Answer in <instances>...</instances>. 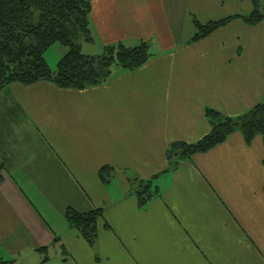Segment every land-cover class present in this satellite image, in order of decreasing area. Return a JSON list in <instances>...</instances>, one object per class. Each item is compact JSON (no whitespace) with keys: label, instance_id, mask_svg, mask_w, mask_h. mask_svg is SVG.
I'll list each match as a JSON object with an SVG mask.
<instances>
[{"label":"crops","instance_id":"obj_1","mask_svg":"<svg viewBox=\"0 0 264 264\" xmlns=\"http://www.w3.org/2000/svg\"><path fill=\"white\" fill-rule=\"evenodd\" d=\"M241 3L252 11L248 0H94L91 43L146 41L144 66L83 90L40 81L0 93V259L264 264L263 137L236 132L174 169L167 159L171 144L210 132L207 108L237 116L264 101V20L190 42L194 20ZM151 178L160 193L141 207L133 183ZM69 207L103 209L93 244L67 222Z\"/></svg>","mask_w":264,"mask_h":264},{"label":"trees","instance_id":"obj_2","mask_svg":"<svg viewBox=\"0 0 264 264\" xmlns=\"http://www.w3.org/2000/svg\"><path fill=\"white\" fill-rule=\"evenodd\" d=\"M94 0H0V93L13 83L32 85L48 81L59 88L83 90L100 85L111 78L113 69L120 67L135 70L144 66L152 57L146 41L133 46L123 42L105 45L101 55H87L81 41L93 42L91 9ZM249 14H235L222 19L201 23L194 20L196 32L190 42L208 37L234 20L247 25H257L264 20V0H251ZM69 47L53 70L46 52L54 45ZM211 130L194 143L175 142L167 150L168 169L176 168L183 160L205 153L224 143L232 134L240 132L251 144L257 136L264 139V101L237 115H225L214 108L206 109ZM4 166L0 164V183L4 180ZM109 167L100 171L107 180ZM134 193L141 207L159 195L154 178L136 179ZM102 208L85 211L73 207L66 209L69 225L93 244L98 236ZM39 250L46 252L47 248ZM48 256L45 255V262ZM0 264H16L14 259H0Z\"/></svg>","mask_w":264,"mask_h":264},{"label":"rangeland","instance_id":"obj_3","mask_svg":"<svg viewBox=\"0 0 264 264\" xmlns=\"http://www.w3.org/2000/svg\"><path fill=\"white\" fill-rule=\"evenodd\" d=\"M248 1L251 2V0H248ZM178 2H181V0H178ZM251 4H252V2H251ZM236 9H239V11ZM246 9H247V7H244V3H241L240 6L235 5L236 12H233V13L230 12V14H229V12H227L228 14L226 17L231 16V15H235L237 12L249 14L250 12L246 13V11H245ZM182 16H183V14H182ZM93 36L96 40V36L95 35H93ZM81 44H82L83 52L87 55H101L102 53H104V48H105L104 44L101 46L103 50H97L98 47H96V45L94 43L92 44L91 42L81 41ZM97 44H99V42H97ZM68 50H69V47L57 43V44H54L46 52L45 57H46L49 65H50V67L53 70L57 69V65H58L59 60L68 52ZM3 176H4V173H3Z\"/></svg>","mask_w":264,"mask_h":264}]
</instances>
